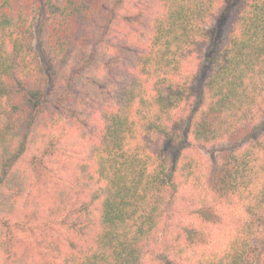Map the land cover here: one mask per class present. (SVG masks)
Segmentation results:
<instances>
[{
  "label": "trees",
  "instance_id": "trees-1",
  "mask_svg": "<svg viewBox=\"0 0 264 264\" xmlns=\"http://www.w3.org/2000/svg\"><path fill=\"white\" fill-rule=\"evenodd\" d=\"M120 4L0 0V264H264V0H154L140 33L120 27L129 21L120 12H130ZM95 52L105 78L86 81L110 103L98 109L85 159L43 199L50 214L79 204L81 227L47 216L90 233L19 251L11 227L39 220L42 193L17 215L26 188L17 163L38 137L47 151L53 131L88 126L71 96L62 121V103L46 117L53 67L76 74ZM237 140L212 173L199 152Z\"/></svg>",
  "mask_w": 264,
  "mask_h": 264
},
{
  "label": "rangeland",
  "instance_id": "rangeland-1",
  "mask_svg": "<svg viewBox=\"0 0 264 264\" xmlns=\"http://www.w3.org/2000/svg\"><path fill=\"white\" fill-rule=\"evenodd\" d=\"M154 0H121V4L124 7L130 8L129 11H122L120 12L121 16H125V14L129 15V21L127 22V27L133 33L137 32L140 33L145 30L146 23L150 18L152 12L151 4ZM120 4V5H121ZM141 4L147 5L149 12H145L142 17H139L138 11H140ZM154 11V10H153ZM97 21V20H96ZM96 36L95 42H97V22H96ZM136 33V34H137ZM112 36L107 37L108 42L110 41L111 44L121 46L124 44L122 40H118L117 38L111 39ZM106 39V41H107ZM140 37L136 36L135 41H129L126 59L129 60V55H132L134 48L139 46ZM97 45V44H96ZM97 51V46H96ZM94 62L85 66L83 70H79L76 68L74 73L76 74H69L65 72V75H62L59 72V69H55L53 67V80L54 86L52 89L48 86L47 93V110H46V117L48 118L49 115L53 114L52 111L57 109L59 111L58 104L61 105L62 103V110L60 111V115L58 116L57 121H62L66 116V113L63 109H69L72 107L73 100L71 103L64 102V99L68 96L73 97L74 103H78L77 109L79 110V120L81 123H88L85 130H73L70 135H59L61 132L59 130L53 131V139L52 144L54 147H50L49 150H43V145L48 143L47 140H43L42 137H38L34 144H31L29 149L24 153L21 157L20 161L17 163L15 170L20 177L23 178L24 184L26 186L24 193H21L18 196V214L17 215H25L24 212L20 210L24 207L25 200L28 198H32L33 195L38 192L36 189L41 188L42 196L38 197L37 201L41 204L40 214L41 215L39 220L37 221H29L27 224L26 218L16 220L17 224L11 227L10 233L13 238L18 239L20 241L19 244V251H23L26 247L30 250L31 253H35L37 251H45V247H47V240L54 239L59 244L63 245L67 243V241H75L76 243L81 242L85 238H87L88 234L90 233V229H84L86 234L81 235L80 233L72 232L71 229H67V226L64 224L65 220H61V218L56 216H47V215H70L71 219L77 220L76 228L83 226V216L78 212L80 209L78 207L79 204H74L71 206V209H67L65 212L61 214H50L46 208L47 206L44 205V200L46 193H51L53 188L58 183L64 184V181L68 177L70 170L73 166L78 165L84 159L86 154H88V146L90 144L91 135L90 133L94 131V128L97 127V123L99 122L100 115L98 113V109H102L103 105H108L110 102L102 97L97 96V89L90 86L86 79H90L94 81L96 84L97 82L103 84L105 78L104 70L102 66V62L105 63V60H102L101 57H97V52H95ZM111 53V52H110ZM87 56L84 55V57ZM83 59V58H81ZM80 59V60H81ZM111 67H114L115 64L110 63V60L107 61ZM50 78V77H49ZM63 79L60 83L59 81ZM200 78V77H199ZM73 81V85L69 84V82ZM117 78V82H118ZM197 85L199 81H196ZM58 83V84H57ZM68 83V84H66ZM79 85V86H78ZM106 85V84H105ZM200 85V84H199ZM86 87L90 88V91H86ZM116 86H113L115 89ZM73 89L80 92H75L76 97L73 96ZM84 93L85 98L84 99ZM82 98V104L78 102V99ZM50 112V114L47 113ZM56 117V114H54ZM64 122V121H63ZM37 134L39 136H43L46 134V131L43 129H38ZM51 145V144H50ZM242 145L240 140L231 143H223L218 145L215 148H210L206 151H200L199 155L207 161V164L211 168V172H216L222 163V158L227 156L229 153H234L238 148ZM158 146H160L164 151H166L170 158L174 155V148L171 147L166 141H159ZM48 220V221H47ZM28 221V220H27Z\"/></svg>",
  "mask_w": 264,
  "mask_h": 264
}]
</instances>
